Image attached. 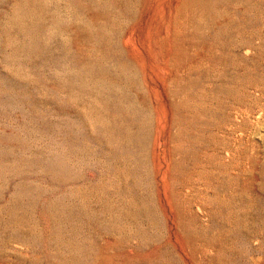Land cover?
<instances>
[{"label":"rangeland","instance_id":"374dc122","mask_svg":"<svg viewBox=\"0 0 264 264\" xmlns=\"http://www.w3.org/2000/svg\"><path fill=\"white\" fill-rule=\"evenodd\" d=\"M0 264H264V0H0Z\"/></svg>","mask_w":264,"mask_h":264}]
</instances>
